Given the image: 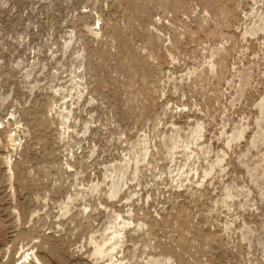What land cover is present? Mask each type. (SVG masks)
I'll return each mask as SVG.
<instances>
[{
	"label": "rangeland",
	"instance_id": "1",
	"mask_svg": "<svg viewBox=\"0 0 264 264\" xmlns=\"http://www.w3.org/2000/svg\"><path fill=\"white\" fill-rule=\"evenodd\" d=\"M0 264H264V0H0Z\"/></svg>",
	"mask_w": 264,
	"mask_h": 264
}]
</instances>
